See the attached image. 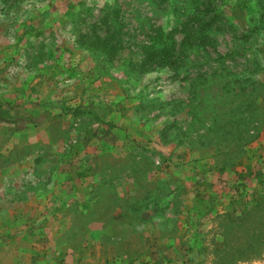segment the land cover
Returning <instances> with one entry per match:
<instances>
[{
    "label": "rangeland",
    "instance_id": "1",
    "mask_svg": "<svg viewBox=\"0 0 264 264\" xmlns=\"http://www.w3.org/2000/svg\"><path fill=\"white\" fill-rule=\"evenodd\" d=\"M0 150L40 264H264V0H0Z\"/></svg>",
    "mask_w": 264,
    "mask_h": 264
},
{
    "label": "crops",
    "instance_id": "2",
    "mask_svg": "<svg viewBox=\"0 0 264 264\" xmlns=\"http://www.w3.org/2000/svg\"><path fill=\"white\" fill-rule=\"evenodd\" d=\"M8 154H10V151L0 150V157L8 156ZM4 159H6V157H4ZM12 162L13 161H8V163L4 162V164H0V192L2 191L0 193V264H40L39 259L41 256L43 257L45 251L50 252L63 248V246L59 244V240H57L60 236V225L63 223L62 220L57 222L58 225L54 228H47L48 226L45 224V219L59 216V213H50V211L45 208V206L52 201L51 198L41 199V201H44V209H42V211L40 208L38 210L29 207L28 210L20 209L19 212L16 213L10 209L12 203H16L23 207V204L26 206V203L29 201L27 196L17 195V193H21V191L18 192L20 189L25 190L29 188L28 181H21L19 189L13 188L14 179L12 172L18 170L16 174H21L24 165L19 162H14L15 164ZM41 180L40 178L36 179V183H41ZM24 183L26 185H23ZM75 183L76 182L71 184V186ZM87 183L88 181L86 184ZM44 185L50 189L57 186L53 178L46 179ZM47 196L51 197L53 193L50 191ZM87 199L88 197L84 196L83 200L86 201ZM36 200L37 199H34V201ZM58 200H60V198H58L57 201ZM38 202H40V200H38ZM65 202L67 204L66 199L61 197V207ZM90 203L92 202L90 201ZM7 205H9V208H7ZM29 206H34V204ZM59 211L60 210L57 212ZM28 219L32 220L28 221ZM23 222L27 223L25 227L21 225ZM18 223L19 226H13ZM41 229H46V233L42 235Z\"/></svg>",
    "mask_w": 264,
    "mask_h": 264
},
{
    "label": "trees",
    "instance_id": "3",
    "mask_svg": "<svg viewBox=\"0 0 264 264\" xmlns=\"http://www.w3.org/2000/svg\"><path fill=\"white\" fill-rule=\"evenodd\" d=\"M160 56H161V58H162L163 60H165L167 55H165V54H161ZM170 58H173V57H170ZM72 112L75 113V114H79V113H81V111H80L78 108L73 109ZM219 170H220V172L223 171V169H219Z\"/></svg>",
    "mask_w": 264,
    "mask_h": 264
}]
</instances>
